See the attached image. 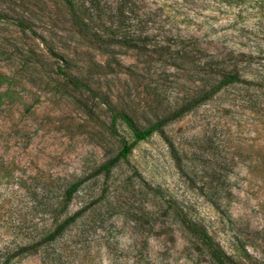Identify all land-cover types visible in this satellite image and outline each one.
Listing matches in <instances>:
<instances>
[{
    "label": "rangeland",
    "instance_id": "obj_1",
    "mask_svg": "<svg viewBox=\"0 0 264 264\" xmlns=\"http://www.w3.org/2000/svg\"><path fill=\"white\" fill-rule=\"evenodd\" d=\"M63 3L0 0V262L216 264L167 211L169 200L223 250L264 264V0H79L84 30ZM124 37L186 46L200 64L235 63L261 85L223 88L144 138L118 121L132 147L104 171L121 148L109 112L59 65L126 104L137 125L192 85L121 46ZM78 179L66 211L84 210L73 225L18 251L53 226L56 201Z\"/></svg>",
    "mask_w": 264,
    "mask_h": 264
},
{
    "label": "trees",
    "instance_id": "obj_2",
    "mask_svg": "<svg viewBox=\"0 0 264 264\" xmlns=\"http://www.w3.org/2000/svg\"><path fill=\"white\" fill-rule=\"evenodd\" d=\"M63 1L71 23L78 29L84 30L83 27L85 24L82 23V18L83 15H86L85 10L88 8L83 6L84 3H79V0ZM86 1L90 3V6L94 4V0ZM17 25L27 27L22 21H17ZM89 38H91L89 40L92 42H97L101 39L100 37ZM180 42L182 43V40ZM118 43L121 46L134 48L137 54L146 57L148 56L150 60L159 62L163 66H174L178 70V72H176L177 76L179 77V73H182V77L183 75H186L185 78L191 80L192 85L188 88L185 87V90H182V95L180 96L181 100H179L173 107L167 108V110L165 109L161 115L149 121L148 124L137 125L126 104H118V102L112 100L107 93L100 90L98 85L90 86L86 78L79 74L68 72L65 70L64 66L59 65V71L65 76L68 82L81 90L87 91L90 96L98 99L105 105L109 112L107 123L108 131L119 139L121 148L116 155L111 156L110 159L108 158L100 164V167L103 168L104 171L109 170L110 166L115 163L118 157L126 156L132 147L133 142H128L127 139L120 134L117 128L118 121L127 126L135 139L144 138L150 132L160 130L162 125L167 121L175 119L189 111L194 106L208 100L214 93L223 90V88L225 89L229 86L237 85L247 87L249 84L254 83L259 86L261 85V82H256L254 79L244 77L240 68H238L235 63L223 62L224 64L222 63L223 65L221 64L220 66H216L211 62H202L200 64L198 57H195L193 53H190L191 51L187 49L186 46L184 47L181 45L175 49L171 47L170 44L155 42L151 43L149 47H146V41L143 40L137 43L133 39L126 37L119 40ZM99 46H102L106 50L107 42L100 44ZM50 54L53 53L50 51ZM152 55L155 57H152ZM149 59L147 61H149ZM112 60H114L116 65H120V63L114 58ZM147 71L149 72L150 70L148 69ZM260 93L264 97V91ZM80 183L81 179H78L72 184H69L64 192H62L60 198L56 201L55 208H53V226L46 230L39 239L35 240V242L19 246L17 248L18 251L21 252L27 248L35 249L40 243L52 241L64 230H67L73 225L76 219L82 214L84 207L77 208L73 210L72 213L67 212L66 209L68 202L71 199L72 192L77 189V186ZM166 208L179 225L183 227V230L186 231L185 233H187L193 240L197 241L200 246L207 251L216 264H260L256 258L248 255V253L246 256H243V258H236L226 250H223L219 242L209 233V230L203 223L189 216L187 212H184L183 209L173 201L167 200ZM47 256L48 255L46 254L45 257ZM60 257L61 252H56V255L50 256V259L58 260ZM8 263V259H4L0 262V264Z\"/></svg>",
    "mask_w": 264,
    "mask_h": 264
}]
</instances>
